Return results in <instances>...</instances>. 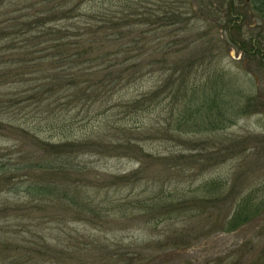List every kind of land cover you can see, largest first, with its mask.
<instances>
[{"label": "rangeland", "instance_id": "obj_1", "mask_svg": "<svg viewBox=\"0 0 264 264\" xmlns=\"http://www.w3.org/2000/svg\"><path fill=\"white\" fill-rule=\"evenodd\" d=\"M49 8L34 30L62 27L66 52L111 20L88 67L126 64L84 75L15 44ZM50 62L75 79L55 95ZM0 82V264H264L262 0H12ZM85 140L129 145L52 156L43 144ZM241 213L253 214L233 224Z\"/></svg>", "mask_w": 264, "mask_h": 264}, {"label": "trees", "instance_id": "obj_2", "mask_svg": "<svg viewBox=\"0 0 264 264\" xmlns=\"http://www.w3.org/2000/svg\"><path fill=\"white\" fill-rule=\"evenodd\" d=\"M11 1L12 0H0V11H3V8L6 7V4H8ZM262 1L264 3V0H262ZM52 9L53 8H49L46 11H42V10L36 11L33 15L34 16L33 19L22 21L21 24L28 25V27L25 31H22L21 33L17 34V37L15 38V41H14L15 44L24 43L21 46L23 49H33L29 53H34L35 51L40 52V54H42V55L38 56L36 59L45 58V57L51 55V56L55 57L54 58L55 62L61 60L62 62L67 61L69 63L76 64L80 68V72L83 73L84 75H86L87 73L88 74L100 73L101 75L104 74L105 76H108L110 74V71L113 70L112 67L124 66L126 64L125 60L120 61L118 59L115 62L110 60V62L102 69H96L95 68L96 66L93 65V68L95 71L94 70L91 71L92 68L88 67V63L91 62L92 60H95V59H91V52L90 51L93 49L92 48V42L95 43L96 40H100L99 42L102 43L101 44V46H102L107 41H110V42L113 41L111 39V37L113 36L114 32L112 31L113 22L111 20H109V21L102 20L101 22H103V23H101V25H98V24L91 25V27L93 28L91 31L79 33L76 36V39H77L78 43L81 45H80L79 49H77L75 52H66V51H64L65 47L59 46L62 43L63 44L66 43V41H64V38L66 36L67 31H64V29L62 27L49 25L48 27L45 28V29H51V31H49V32H46L44 29L34 30L33 24L36 23V25H35L36 27L39 25L44 26V24L46 23V19H51L50 13H51ZM19 10H23V8L21 7ZM52 14H54V13H52ZM17 17H19V16H17ZM89 34H92V35H89ZM50 39L54 40V43L51 45H49V43H48ZM95 47H98V46H95ZM93 50L98 51L97 48H95ZM127 52H128V49L125 50V54ZM25 54H28V52H26ZM74 57H77V59H75ZM103 58L105 60H107L108 57L106 55H104ZM50 64L52 65L53 69H56V70L61 69V71H57L55 74H53V73L50 74L52 76L49 79H47L48 81L45 82V85L51 91L52 95H55L57 92H59L63 88L69 89L70 86L75 84V82L73 81V80H75L74 77H68V75H70V72H66L67 69H65L62 65H59V64L53 65L52 62H50ZM133 65L134 64H128L127 65V73L128 72L132 73V71L134 70ZM30 66L32 67V65H30ZM34 66L37 68H42V69L44 68L41 66V63H34ZM134 66H138V68H140L142 66V64H135ZM69 70H71V69H69ZM103 71L105 73H102ZM131 73H130V76L127 77L128 82H132L133 80L136 79V78H133ZM60 76H64L65 78L67 76L68 79L66 78L64 85H62L60 87V89L58 90V89L54 88V86L56 85L55 79L57 80V78ZM102 82L105 83V84L102 83V87L104 86V88H106V87L110 88V86L108 84L106 85V80H102ZM124 83H125V81H124ZM1 84H3V83L0 82V85ZM51 84H53V85H51ZM89 84H91V83H89ZM39 86H41V84H39ZM66 86H69V87H66ZM92 91H93V87H92ZM88 98H89V95H87V99ZM22 101H24V97L20 98V100H19V102H22ZM129 139L131 141L134 138L133 137H129V138L127 137V140H129ZM138 141H136V142L139 143ZM94 143H96V144H94ZM43 144L46 145V147H45L46 152L52 156H54V155L58 156V155H64L66 153H72V152H75V150L89 152V151H95L98 149H99L98 152L109 151V152L125 153L124 149L126 148V146L129 145V143H127V142L117 144V145H112V144H108L104 141L91 142L90 140H85V141L79 142V143L63 142L60 144H51V143H43ZM104 148H106V149H104ZM142 149L143 148L141 146H139V153L136 154L135 156H138L142 152ZM46 165H48V162L41 163L38 166H40L41 168H44V167H46ZM118 178L126 179V176H120ZM38 189L44 190L45 193L48 192V187H46V186H38ZM58 193L59 192H57V191L54 192V194H56V195H58ZM251 214H253V213H247L245 215H243V213H241L240 216L235 217L236 220H235V222H233V224H239L242 221L243 222L247 221L250 218Z\"/></svg>", "mask_w": 264, "mask_h": 264}, {"label": "flooded vegetation", "instance_id": "obj_3", "mask_svg": "<svg viewBox=\"0 0 264 264\" xmlns=\"http://www.w3.org/2000/svg\"><path fill=\"white\" fill-rule=\"evenodd\" d=\"M236 22V21H235Z\"/></svg>", "mask_w": 264, "mask_h": 264}]
</instances>
